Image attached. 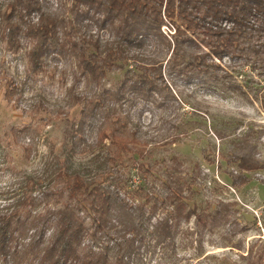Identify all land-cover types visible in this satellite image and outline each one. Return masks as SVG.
Instances as JSON below:
<instances>
[{
	"label": "trees",
	"instance_id": "1",
	"mask_svg": "<svg viewBox=\"0 0 264 264\" xmlns=\"http://www.w3.org/2000/svg\"><path fill=\"white\" fill-rule=\"evenodd\" d=\"M71 1L74 18L67 25L59 13L48 9L46 0H6L0 12V45L17 54L23 40L28 42L23 53L27 78L46 73L48 59L60 56L73 59L76 73L91 87L101 88L96 95L75 97L84 105L79 122L68 131L77 135L74 141L84 142L86 117L101 121L94 144L77 151L72 142L69 154L104 148L96 159L106 179L103 174L85 178L59 160L51 163L44 187L40 179L25 175V190L0 207V264H139L149 239L154 240L153 252L159 245H173L181 223L192 217L199 234L228 224L231 203L217 201L212 212L199 211L188 206L183 187H172V181L167 182L163 199L141 186L132 191L142 197L135 204L122 195L127 179L120 177L121 170L135 166L151 172L145 161H139L147 154L146 142L137 136L123 105L137 98L152 101L155 94L162 96L168 89L162 63H140L134 53L146 40L165 44L171 52L166 61L170 73L186 77L218 79L223 66L217 61L225 56L234 60L252 52L261 59L264 43L252 39L264 38V0ZM86 20L108 32L103 43L88 30ZM163 25L173 32L165 36ZM129 60L136 63L131 68ZM114 68L124 71L123 78L118 86L106 89L103 80ZM2 78L4 96L13 102L22 94V85L7 74ZM228 87L242 92L236 85ZM10 133L12 140L30 138L31 144L22 145L23 155L29 158L39 129L13 127ZM237 146L241 152L230 159L237 173L228 175L234 187L248 182L244 172L264 169V162L252 152L248 133ZM160 207L171 210L155 218ZM236 246L240 248L241 243ZM241 258L245 264H264L262 253L253 247Z\"/></svg>",
	"mask_w": 264,
	"mask_h": 264
},
{
	"label": "rangeland",
	"instance_id": "2",
	"mask_svg": "<svg viewBox=\"0 0 264 264\" xmlns=\"http://www.w3.org/2000/svg\"><path fill=\"white\" fill-rule=\"evenodd\" d=\"M5 1L0 0V12ZM71 3V0H46L48 9L59 13L67 25L74 18ZM84 23L91 33L99 35L102 43L108 38V32L99 30L91 20ZM161 32L167 36L173 30L163 25ZM252 42L264 43V38L255 37ZM27 46L28 42L23 40L20 52L12 54L0 45V207L25 190V175L35 176L46 186L55 160L78 170L85 178H99L103 174L98 169L100 160L96 155L104 148L69 154L72 142L77 144V151L94 144L101 118H85L84 142L78 144L74 141L77 135L68 132L79 122L84 105V100L76 101L75 97L81 93L88 97L96 95L101 88L88 85L85 77L76 73L74 60L60 56L48 59L46 73L27 78L23 55ZM262 51L261 59H255V54L249 52L234 60L225 56L217 61L223 66L218 79L170 73L166 63L170 50L163 43L156 45L152 39L134 52L140 63H162L168 89L162 96L155 94L152 101L137 98L123 105L129 112L131 125L137 129V136L146 142L147 154L139 161H145L151 172L135 166L121 170L120 177L127 179L122 195L135 204L142 197L132 191L141 186L163 199L168 193L167 182L172 181V187L176 184L183 187L188 206H196L199 211L212 212L217 201L232 204L229 223L212 231L195 232L192 217L189 222L181 223L173 245H159L153 252L154 240L149 239V249L143 251L139 264H245L241 256L250 247L261 252L264 259V169L244 172L248 182L240 187L230 185L228 177L230 173H237L230 159L233 153L241 152L237 141L246 133L250 145H254L252 152L264 162ZM134 64V60H129L128 68ZM223 72L227 75L221 76ZM123 73L122 69L114 68L106 74L103 86L106 89L118 86ZM3 74L22 85V94L13 102L4 96ZM230 84L242 92L229 88ZM28 125L37 127L39 134L33 141L34 151L26 158L22 145L32 141L21 137L12 140L10 132L13 127ZM245 150L249 151V147ZM166 209L171 207H160L155 218L162 217ZM239 242L240 248L236 246Z\"/></svg>",
	"mask_w": 264,
	"mask_h": 264
}]
</instances>
